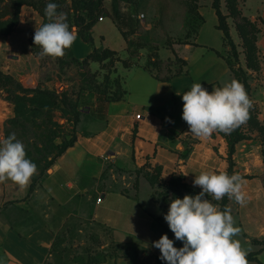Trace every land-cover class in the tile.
I'll list each match as a JSON object with an SVG mask.
<instances>
[{"label": "crops", "instance_id": "1", "mask_svg": "<svg viewBox=\"0 0 264 264\" xmlns=\"http://www.w3.org/2000/svg\"><path fill=\"white\" fill-rule=\"evenodd\" d=\"M211 3L212 0H199L197 12L203 19L205 12L214 14L216 27L217 17ZM243 3L239 9L244 16L255 21L258 13L264 18V0ZM222 5L224 7L223 0ZM105 7L120 17L123 13L133 17L132 6L125 5L122 0H105ZM140 14L134 16L138 24L142 22ZM106 18L110 19L109 24ZM135 20H131L128 27L135 28ZM41 21L35 10L22 6L14 31L7 36L0 35V69L4 73L17 75L21 69L26 73V82L33 79L27 72L38 63V57L32 52L29 39ZM96 27L100 32V45L94 42ZM200 28L195 37L188 38L186 43H174L165 57L158 56L161 60L175 61L176 57L184 60L186 64L180 75L167 82L158 80L154 72L144 67L148 57L138 55L136 63L128 68L120 62L114 64L112 75L119 77L125 90L122 100L105 102L88 91L78 95L79 121L70 126L74 129V142L55 159L51 172L37 180L33 191L29 192L31 180L25 187L10 180L0 183V264H71L70 256H63L64 250L58 249V245L70 233L72 220H88L108 233L110 241L121 250L113 255L110 264H128L125 253L130 245L149 252L153 257L149 264H167L160 259L159 249L152 246L153 241L165 234L173 240L174 247L183 246L169 229L163 210L157 207L161 203L156 204L151 198L152 188L144 174L159 167L158 179L162 183L171 175H180L189 188L201 191L193 184L201 171H227V144L223 133H213L208 139L197 138L182 119L181 97L193 83H200L211 93L213 88L234 79L221 55L224 50L222 39L219 49L204 44L198 40ZM218 31L222 38V32ZM111 32L118 33L115 38L118 47L110 46L105 40ZM230 34L232 37L231 30ZM90 35L92 42L86 43L77 34L69 48L77 61L81 62L93 48L114 50L120 59L128 57L126 40L109 16L97 20ZM135 35L136 31L127 40ZM120 44L124 45L120 47ZM256 45L260 68L250 72L249 98L264 128V30L261 28ZM194 61L198 64L192 68ZM28 65L29 69L26 68ZM89 67L97 71L100 64L92 62ZM175 67L177 64L171 69ZM8 107V103L0 99L2 136ZM80 108H87V111ZM247 135L235 145L233 154V174L238 173L243 178L242 190L247 200L245 206L234 204L236 226L241 229L238 240L247 254H253L256 262L264 264V135L256 130L248 131ZM141 184L148 185L147 205L140 200ZM210 197L207 199L212 201ZM231 201L228 198L230 209ZM57 211L62 212L60 218ZM154 217L160 219V227L154 224ZM138 261L143 264L142 259L138 258ZM255 261H248V264H256Z\"/></svg>", "mask_w": 264, "mask_h": 264}, {"label": "trees", "instance_id": "2", "mask_svg": "<svg viewBox=\"0 0 264 264\" xmlns=\"http://www.w3.org/2000/svg\"><path fill=\"white\" fill-rule=\"evenodd\" d=\"M155 1L158 2L157 0H122L125 5L127 4L132 6L133 12L131 14L133 17L130 15L126 16L124 13L123 17H120L114 12L106 9L105 0H0V35L7 36L14 31L19 22V13L22 6L31 7L33 11L35 10L36 13L39 14L43 23H45L47 22V19L44 16V8L46 4L49 2L56 3L58 5L57 11L67 14V22L69 23L70 27L75 26L77 28V34L86 43L92 42L90 30L98 18L109 16L115 22L116 26L121 31L122 36L126 40L127 50L129 52L127 58L120 59L114 50H110L108 48H93L88 53V55L81 62H79L72 56L69 48L66 49V51L68 52L70 60L73 63L80 64L85 68V71L82 73L83 78L85 79L82 83H80V90L87 89L88 92L97 94L105 102H116L123 99L125 90L122 88L119 77L117 75H112V73L115 71L113 68L114 64L115 62H120L123 67L128 68L136 63V61H133L134 58L138 57H135L133 52V50L136 48V45L130 44L131 40H127L139 26L134 16H136L138 13H144L145 10H147L150 6L154 7L156 11L161 9V7L158 6ZM192 1L197 2L198 0ZM244 1L246 0H223L225 12L222 10V0H212L211 7L213 8L217 17L216 28L222 32L223 46L229 48L234 60V63L230 64V62H228V60L225 58L226 63L231 70L234 79L243 84L249 97L251 86L247 78V70L258 71L260 68L258 48L256 45L260 28L255 21H252L248 17L244 16L241 9H239L240 3ZM197 8L198 7H194V15L192 20H195L198 27L193 31L192 34H186V37L187 35L188 37L191 35H194L195 37L197 35L198 28L203 23V18H201L199 15H196ZM165 12L166 11H164V14L161 15V11H158L162 18H166ZM3 17H7V20H2ZM228 19L232 20L237 34L236 37H238L241 41L240 48L244 55V67L240 65V52L238 51L237 45L231 37ZM131 20H135V28L132 29L128 27ZM33 36L34 35L30 37L29 42L32 47V52L38 54L40 52L39 47L34 45ZM186 41L187 40H184L180 43H186ZM92 62L99 63L100 69L97 71L91 70V72H89V65ZM175 64H177V67L171 69L172 65ZM185 64L186 62L178 57H176L174 61L161 60L158 57L154 58L148 56V60L144 67L150 72H154V77L156 79L167 82L173 76L180 75L183 72L182 67ZM101 70L104 71V73L101 74ZM1 81L4 85H9L12 87H9L8 90V100L14 104L16 113V116L10 120L11 126L16 128H8V133L16 134L15 129L17 130L18 127L15 125H18V118L21 116L22 108L26 106L32 107V109L36 110V112H40L43 109L53 110L54 106L58 105L57 103H64V105L70 103L71 119L69 123L71 124V127L75 126L79 121L80 112L77 109V98L74 100V104L70 98L66 97V94L58 95L57 93L54 94L47 89L45 90L40 88H23L19 82L11 78L9 75H5L0 72V84H2ZM85 82H90L87 88H83L85 86ZM31 93H33V95L29 97L28 95ZM38 125L41 133L44 132L46 134L51 132L52 134H49V137L60 139L59 143L54 144L57 151L47 164V167H51L55 159L61 155L67 149V147L73 144L74 129L69 131L66 129V126L62 127L56 123L54 124L52 121V116H50L48 123L44 124V128L42 124ZM35 126L36 125L34 124L33 127ZM253 130H256L260 135H264V128L257 118V111L254 105H252L249 111V118L246 123L237 127L231 132L230 135H225L223 133L227 144L226 160L228 162V168L226 172L229 175L233 174V154L235 151V145L239 141L246 139L248 137L247 132ZM25 151L26 158L29 159L30 153L26 148ZM31 161L37 166L36 160ZM144 176L152 188L150 196L154 201L167 203L172 199H183L185 195L195 196L200 192L189 188L185 183H183V178H181L182 176L180 175H171L167 182L162 183L158 179L160 176L159 167H155L152 173H145ZM37 177H31L29 192L33 191L37 180L42 176L38 178ZM206 198H208V196ZM217 204L220 210H224L225 207L229 208L228 197L225 196L222 200L218 201ZM154 224L160 227V219L154 217ZM127 247L129 251L125 253V256L129 258L128 264H139L138 255L140 248L135 245H130ZM246 259L247 261L256 260L251 253L247 254ZM256 264L259 263L256 262Z\"/></svg>", "mask_w": 264, "mask_h": 264}, {"label": "clouds", "instance_id": "3", "mask_svg": "<svg viewBox=\"0 0 264 264\" xmlns=\"http://www.w3.org/2000/svg\"><path fill=\"white\" fill-rule=\"evenodd\" d=\"M57 8L56 3H47L44 8L47 22L35 28L33 42L40 48V57H63L77 38L76 29L67 22V14L58 12ZM181 98L182 119L190 133L202 139L210 138L213 133L230 135L246 123L252 107L243 84L236 79L213 88L211 93L200 83H193ZM36 172L37 166L26 158L25 146L16 134L0 135V183L10 180L25 187ZM193 184L201 189L199 194L172 199L164 215L169 229L183 246L174 247L173 240L161 235L152 242L160 251V259L167 264H248L247 251L235 239L241 229L235 226L231 209L220 210L206 198L211 196L220 201L227 196L245 206L243 178L238 173L229 175L226 171L210 169L196 175Z\"/></svg>", "mask_w": 264, "mask_h": 264}, {"label": "rangeland", "instance_id": "4", "mask_svg": "<svg viewBox=\"0 0 264 264\" xmlns=\"http://www.w3.org/2000/svg\"><path fill=\"white\" fill-rule=\"evenodd\" d=\"M157 1L158 2L155 1V3H157V5L161 7V9H159L158 11H161V15H163L164 11H166V18H162L158 11H156V9L151 6L147 10H145L144 13L142 12L140 14L139 20L142 22L139 23V26L136 29V35L130 41V44L136 45V48L133 50L135 57L139 55V57L151 56L156 58L159 56L163 58L168 53L167 50H170L174 43H180L181 41L188 40V38L190 37H194V35H191L189 37L188 35L192 34L193 31L198 27L195 20L192 19L194 15V7H198L199 0L197 2H193L192 0ZM242 5L245 6L244 3ZM222 10L225 12L223 5ZM146 11H149V14H147ZM197 13L196 15L198 16L199 14ZM253 13H255V11ZM256 14L255 22L258 24L259 28L264 30V18L258 15V13ZM213 15L211 12L204 13V19L203 23L200 26L201 30L199 32L198 40L204 44L212 45L213 47L219 49V44L221 43L220 41L222 38L220 32L215 27L216 19L214 17L215 15ZM2 20H7V17H3ZM109 22H111L110 19L106 18V23L109 24ZM42 23L43 21H41V24ZM228 23L233 34V41L235 42V44H237V49L240 52V65L244 67V56L242 55L243 53L240 48L241 41L238 37H236L237 34L234 29L232 20L228 19ZM72 27H74L77 32V28L75 26ZM98 29L99 28L96 27L93 33V37L95 38L94 42L96 45L101 44L99 36L100 32ZM117 34L118 33L114 34V32H111V34L107 35V38L105 39L110 43L109 45L112 47H118L119 45L116 44L115 41V38L118 36ZM186 34H188L187 37ZM102 43H105V41ZM123 45L124 44H120V47H122ZM34 55L38 57V63L35 64V66L33 65L32 69L30 68L31 72H27L30 76L33 75L32 80L26 82L24 79L26 73H24V70L21 69L17 71V75L13 73H4L2 69H0V72L2 74L9 75L11 78L19 82L23 86V88H40L45 90L47 89L54 94L57 93L58 95L66 94V97L70 98L73 103L78 95H82L83 92L87 91V89L80 90V83H82L85 79L82 75V73L85 71V68L80 64L73 63L70 60V56L68 55V52L66 50L65 55L61 58L50 56L40 57L35 53ZM120 55L122 57H125V53L123 54L121 52ZM221 55L222 57L226 58L228 62H230V64L234 63L228 47H224V50L221 51ZM189 57H192L190 52ZM136 60V58L133 59V61ZM196 63L197 62L194 61L192 68ZM26 68L29 69V65ZM89 72H91V68H89ZM250 72L253 73V71L247 70L248 79L250 78ZM1 83L0 99L5 101L9 105V113L3 122L2 128V134L4 137H6L10 134L7 131L8 128H16L14 126H11L10 123V120L16 116V113L14 104L8 100V90L11 86L4 85L2 81ZM89 83L90 82H85V86L83 88H87L89 86ZM32 95L33 93L29 94L28 96L31 97ZM82 98L84 101L86 100V98H84L83 96ZM57 104L58 105L54 106L53 110L43 109L40 112H36V110H33L32 107H23L21 116H19L18 118V125H15L18 127L17 130L15 129L16 135H18L16 136V138H18V140L24 144L25 148L30 153L29 159L37 161V172L35 175H33V177L44 176L47 173L51 172V167H47V164L48 162H50L57 151L54 144L60 142L59 138L54 139L53 137H49V134H52L51 132L46 134L44 132L41 133L38 124H42L44 128V124L48 123L50 116H52V121L54 122V124L56 123L62 127L66 126L67 130H71V124L69 123L71 119L70 103H67V105H64V103ZM34 124L36 125L35 127H33ZM147 190L148 185L141 184L140 200L144 205H147ZM210 199L212 198L210 197ZM155 202L156 204L161 203L157 207L163 210V216L166 215L168 212L170 201L167 203L159 201ZM211 202L217 204L218 201L212 199ZM234 204H236V202L234 199H232L231 213L233 214V217L235 219L236 226L237 212ZM57 212L59 215L58 217L60 218L62 216V212ZM69 226L70 231L68 230V232L70 233H68L66 239L62 241V244L58 245V249L64 250L63 256H66L67 258L68 255L70 256L71 264H110L113 255L121 253V250L119 251L116 245H114V243L110 241L109 236H107L108 233L96 224H93L88 220H86L85 222L72 220ZM235 239H238V236L235 237ZM66 257L64 258L67 259ZM138 258L139 260L142 259L141 263L149 264V261L151 262V258L153 257L149 252L140 250Z\"/></svg>", "mask_w": 264, "mask_h": 264}, {"label": "built area", "instance_id": "5", "mask_svg": "<svg viewBox=\"0 0 264 264\" xmlns=\"http://www.w3.org/2000/svg\"><path fill=\"white\" fill-rule=\"evenodd\" d=\"M141 16H142V15H141ZM102 19H103L102 17H99V18H98V20H102ZM96 202L99 203V202H100V199L97 198Z\"/></svg>", "mask_w": 264, "mask_h": 264}, {"label": "water", "instance_id": "6", "mask_svg": "<svg viewBox=\"0 0 264 264\" xmlns=\"http://www.w3.org/2000/svg\"><path fill=\"white\" fill-rule=\"evenodd\" d=\"M81 111H87V108H80Z\"/></svg>", "mask_w": 264, "mask_h": 264}]
</instances>
